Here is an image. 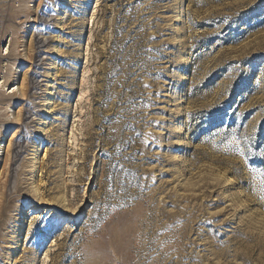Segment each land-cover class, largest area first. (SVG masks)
Wrapping results in <instances>:
<instances>
[{
    "label": "rangeland",
    "instance_id": "obj_1",
    "mask_svg": "<svg viewBox=\"0 0 264 264\" xmlns=\"http://www.w3.org/2000/svg\"><path fill=\"white\" fill-rule=\"evenodd\" d=\"M0 264H264V0H0Z\"/></svg>",
    "mask_w": 264,
    "mask_h": 264
},
{
    "label": "bare ground",
    "instance_id": "obj_2",
    "mask_svg": "<svg viewBox=\"0 0 264 264\" xmlns=\"http://www.w3.org/2000/svg\"><path fill=\"white\" fill-rule=\"evenodd\" d=\"M48 111H49V110H46V111L44 112L45 115L48 114ZM18 231H19V233L17 234L16 237H20V236H22L23 234H25V231H26V230L24 229V226H21V227H19ZM17 242H18V240H17ZM17 248H18V245H17L16 249H17ZM14 252H16V250H15Z\"/></svg>",
    "mask_w": 264,
    "mask_h": 264
}]
</instances>
